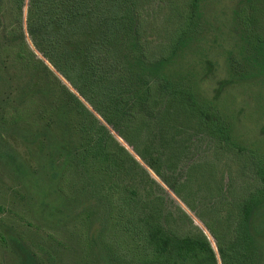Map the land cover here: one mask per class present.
Here are the masks:
<instances>
[{"label": "trees", "instance_id": "obj_1", "mask_svg": "<svg viewBox=\"0 0 264 264\" xmlns=\"http://www.w3.org/2000/svg\"><path fill=\"white\" fill-rule=\"evenodd\" d=\"M209 1L0 0V32L7 21L8 35L18 41L12 45L16 63L45 83L42 87L37 83L28 95L47 98L38 107L33 123L37 126L34 140L39 136L41 150L55 146L57 163L72 168L80 180L86 181L88 176L91 181L100 179L105 184L112 178L114 183L116 176L128 172L142 174L147 179L145 185L154 184L164 192L119 137L175 192L177 186L162 177L157 167L162 160L157 154L163 152L158 147L177 143L176 156L181 162L189 150L185 137L200 134L179 125L174 135L175 104L186 106L192 99L195 102L194 98L200 100L193 113L199 126L206 122L215 125L211 140H219L217 136L222 132L231 133L212 103L202 101L194 85L179 71V59L203 33L202 9ZM244 5L236 14L242 20L241 33L249 54L246 59L250 58L249 64L261 63L263 67L264 34L253 32L252 23L244 15L255 8L256 16L261 18L258 6L264 5V0H245ZM27 34L32 45L27 42ZM152 36L162 38L157 41ZM233 63L231 68L236 72ZM261 70L264 75V68ZM165 130H173L169 144ZM139 136L144 139V151L133 144ZM75 141L78 146L72 147ZM51 161L57 164V159ZM257 177L261 188L239 203L236 219L229 215L227 224L223 219L222 232L204 224L216 241L217 252L208 235L181 206L177 213L164 214L160 198L141 195L139 184L132 190L126 188L119 193L115 206L119 204L121 224L138 236L139 255L136 261L122 258L120 262L261 264L259 246L264 230L258 231L256 219L264 210V171H259Z\"/></svg>", "mask_w": 264, "mask_h": 264}, {"label": "rangeland", "instance_id": "obj_2", "mask_svg": "<svg viewBox=\"0 0 264 264\" xmlns=\"http://www.w3.org/2000/svg\"><path fill=\"white\" fill-rule=\"evenodd\" d=\"M244 2L211 0L204 4L203 33L179 59V71L194 85L202 101L212 103L231 133H220L218 142L211 140L215 125L200 122L199 126L193 113L195 103L201 101L194 98L195 102L192 99L186 106L175 104L174 135L179 125L200 133L196 138L185 137L189 150L181 162L176 156L177 143L158 147L163 152L157 154L162 158L157 167L162 177L177 186L175 192L119 137L164 192L154 184L145 185L147 179L142 174L127 172L116 176L114 183L109 178L105 184L88 176L86 181L80 180L72 168L57 163L55 146L41 150L39 136L34 140L37 126L33 123L47 98L28 95L30 88L37 83L42 87L44 82L35 80L16 63L12 45L18 41L8 35L6 21L0 32V264H124L122 258L136 261L138 236L121 224L119 204L117 207L115 202L120 192L138 184L141 195L160 198L164 214L177 213L181 206L208 235L217 252L216 241L204 224L222 232L223 219L225 224L229 215L236 219L239 203L261 188L257 173L264 171V66L249 64L250 58L246 59L249 54L241 33L242 20L236 14L246 6ZM261 14L257 17L254 8L246 11L244 18L252 23L253 32L264 34V5L258 6V16ZM23 24L26 30V12ZM152 38L159 41L162 36ZM37 56L45 61L39 53ZM232 63L238 68L236 72ZM18 118L22 120L16 122ZM173 130H165L167 144ZM133 144L140 151L146 150L141 136ZM76 146L78 143L72 147ZM52 159H57V164ZM169 167L174 170H167ZM91 169L87 171L91 173ZM256 224L262 232L264 210ZM259 247L264 264V239Z\"/></svg>", "mask_w": 264, "mask_h": 264}]
</instances>
